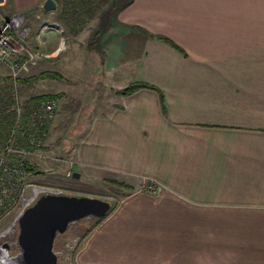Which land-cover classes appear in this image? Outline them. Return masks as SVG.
<instances>
[{"label": "crops", "instance_id": "obj_1", "mask_svg": "<svg viewBox=\"0 0 264 264\" xmlns=\"http://www.w3.org/2000/svg\"><path fill=\"white\" fill-rule=\"evenodd\" d=\"M44 1L7 0L3 9L52 58L67 40L70 74L80 65L72 48L88 31L69 42L53 18L58 0L51 12ZM112 23L99 27L103 59L91 68L108 73L105 83L113 78L114 95L91 117L78 159L86 170L137 190L152 182L162 192L126 197L76 261L264 264V0H131ZM3 64L5 87L11 82ZM133 82L150 88L115 93Z\"/></svg>", "mask_w": 264, "mask_h": 264}, {"label": "rangeland", "instance_id": "obj_2", "mask_svg": "<svg viewBox=\"0 0 264 264\" xmlns=\"http://www.w3.org/2000/svg\"><path fill=\"white\" fill-rule=\"evenodd\" d=\"M120 1L122 2H114V0H58V11L55 12L53 18L58 24L56 25L62 28L63 37L68 38L69 42H72L73 38L83 40V32L88 31L85 43L72 48L73 60L75 59L74 61L80 65H77L70 74L66 73L65 68L67 40L60 46L62 55L59 57L52 58L42 53L35 48L34 40L31 38L32 30L20 20V17L17 14L6 15L3 7L7 4V0H4L3 5L0 6V16L12 19L15 33L23 35L21 40L25 47L31 54L36 55L34 62L29 63L26 70L21 71L14 79L10 77L9 66L3 64L8 68L11 83H7L5 87L0 86V110L11 113L12 128L16 116H25L33 105L42 101H54L56 105L54 115L47 123L45 135L38 145L35 144L36 146L33 145L30 148L22 146V150L9 158V163H12L13 168L17 166L16 160L21 161L25 179L20 191L22 197L17 191L18 187L9 190L8 198L0 196V201L7 200L4 202L7 207L0 209V264H23L17 256L19 252L16 243L18 219L22 215L21 211L28 199L31 200L37 190L40 193L29 206L44 195L41 190L56 191L68 196L92 197L106 201L110 205L109 211L104 217L100 219L84 218L71 224L63 234L56 236L53 249L57 256V264H79L76 261L77 254L88 236L126 197L136 192L157 196L151 194L153 189L160 187L157 184L147 181L141 184L137 190L136 187L118 181L111 175L100 174L95 170H86L78 159V147L91 117L98 111L107 110L111 95H114L110 87L114 86L113 78L109 77L105 83L102 80L106 79L105 74L108 75V73L103 70L99 73L95 72L91 65L93 62L103 59L101 51L103 48L98 49L97 47H100L99 39L102 40L106 36L101 34L103 30L102 28L99 30V27L114 25L112 21L118 10L129 3L128 0ZM89 26L94 28H89ZM91 41L92 43H90ZM128 42L129 40H124L123 47V53L127 59H129L130 50L126 46ZM0 63L2 64V62ZM125 69L128 70V67ZM45 73H55L59 78H40ZM101 73L104 76H101ZM126 74H129V71L124 70L123 82L126 80ZM29 78H35V80L18 83V80L25 81ZM9 86L12 87L10 92ZM121 89L115 93L119 95L117 92ZM54 95H59V98L35 99L36 97ZM7 140L5 141L7 142ZM1 153L2 151H0V160ZM26 164L31 168L30 171L26 170ZM74 174H77L78 177H74ZM113 181L121 185H117ZM12 182L10 180L8 184H12ZM2 189L3 186H0V195H2Z\"/></svg>", "mask_w": 264, "mask_h": 264}, {"label": "water", "instance_id": "obj_3", "mask_svg": "<svg viewBox=\"0 0 264 264\" xmlns=\"http://www.w3.org/2000/svg\"><path fill=\"white\" fill-rule=\"evenodd\" d=\"M42 9L54 11V0H45ZM109 208L108 202L92 197L56 192L40 196L18 219L17 256L23 264H57L53 249L56 236L84 218L104 217Z\"/></svg>", "mask_w": 264, "mask_h": 264}, {"label": "built area", "instance_id": "obj_4", "mask_svg": "<svg viewBox=\"0 0 264 264\" xmlns=\"http://www.w3.org/2000/svg\"><path fill=\"white\" fill-rule=\"evenodd\" d=\"M3 3L4 0H0V6H2ZM14 29L12 19H6L0 16V62L9 66L10 77L13 79L17 77L21 71H25L28 64H32L34 62V57L36 58V55L34 54V56L31 54L21 40L23 35L16 34ZM55 107L54 101H42L37 105H33L25 116H16L14 126L10 130L8 140L4 144L1 153L0 186H3V189L1 190L2 195L0 196L8 198L9 190L13 188L16 189L17 187L19 195H22L20 191L23 187L25 177L21 168V161L16 160L17 166L13 168L12 163H9V158H11V155L22 150L24 146L30 148L35 144L38 145L43 135H45L47 123L54 115ZM9 179L11 182L13 180L12 184H8L10 183ZM53 192L56 191L41 190V193L44 194ZM161 192V187H157L152 190L151 194L159 195ZM35 197H37V193H35L31 200L28 199L25 207L29 206ZM5 201L7 202L5 199L0 201V209L7 207L4 203ZM25 207L21 211V214L27 209Z\"/></svg>", "mask_w": 264, "mask_h": 264}, {"label": "trees", "instance_id": "obj_5", "mask_svg": "<svg viewBox=\"0 0 264 264\" xmlns=\"http://www.w3.org/2000/svg\"><path fill=\"white\" fill-rule=\"evenodd\" d=\"M114 2H122L120 0H114ZM128 2H131V0H128ZM158 40H161L169 45H171L172 47L178 49L177 46H175L174 44H172L168 39L166 38H162V37H157ZM40 78H52V79H57L59 78V76L55 73H45L42 74L40 76ZM35 80V78H29L25 81H21L18 80V83H28L30 81ZM142 88H150L149 85L145 84V83H140V82H133L128 84L125 88L121 89L120 91H118L117 93L119 95L122 96H128L132 93H134L135 91L142 89ZM46 98H53V99H57L59 98V95H54V96H41V97H36L35 99H46ZM4 111V110H3ZM12 120L13 117H11V113L10 112H2V110H0V151H2L4 144L6 143L5 140H7V138L9 137V133L11 130V124H12ZM26 170L30 171L31 168L29 167V165L26 164ZM117 185H121L118 182H114Z\"/></svg>", "mask_w": 264, "mask_h": 264}, {"label": "bare ground", "instance_id": "obj_6", "mask_svg": "<svg viewBox=\"0 0 264 264\" xmlns=\"http://www.w3.org/2000/svg\"><path fill=\"white\" fill-rule=\"evenodd\" d=\"M35 192H36L37 194H38V193H40L38 190H37V191H35Z\"/></svg>", "mask_w": 264, "mask_h": 264}]
</instances>
